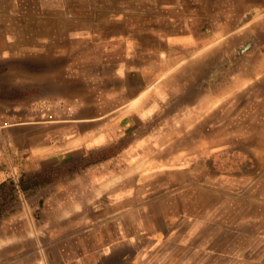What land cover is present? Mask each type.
<instances>
[{"label":"crops","instance_id":"obj_1","mask_svg":"<svg viewBox=\"0 0 264 264\" xmlns=\"http://www.w3.org/2000/svg\"><path fill=\"white\" fill-rule=\"evenodd\" d=\"M90 1L0 0V169L12 176L0 187L43 179L35 190L50 186L48 204L65 209L0 219V264H106L104 243L83 245L70 214L86 204V223H105L104 168L120 159L121 135L138 155L139 125L171 106H216L219 41L256 31L238 64L257 56L260 68L235 90L264 79V0H245L232 28L229 17L214 26L207 8L174 16L114 3L97 10Z\"/></svg>","mask_w":264,"mask_h":264},{"label":"rangeland","instance_id":"obj_2","mask_svg":"<svg viewBox=\"0 0 264 264\" xmlns=\"http://www.w3.org/2000/svg\"><path fill=\"white\" fill-rule=\"evenodd\" d=\"M110 3L159 15L161 10L174 16L208 10L214 26L229 17L232 28L245 0L90 1L97 10ZM244 36L218 43V80L212 86L218 101L210 111L168 107L146 128L138 126V155L124 148L121 135L120 159L104 168L105 223H86V204L70 214L79 219L74 224L81 228L83 245L104 243L106 264H264V79L235 90L260 68L257 56H249L248 65L238 64L258 43L256 31ZM212 98H203L202 105ZM145 153L148 160H137ZM35 189L0 187V219L14 212L65 215L64 208L48 204L50 186ZM45 203L50 209L41 208ZM7 244V249L16 246Z\"/></svg>","mask_w":264,"mask_h":264},{"label":"trees","instance_id":"obj_3","mask_svg":"<svg viewBox=\"0 0 264 264\" xmlns=\"http://www.w3.org/2000/svg\"><path fill=\"white\" fill-rule=\"evenodd\" d=\"M43 183H45V180L40 179V178H27L26 180H21L19 182V185L21 187V190L28 191Z\"/></svg>","mask_w":264,"mask_h":264},{"label":"built area","instance_id":"obj_4","mask_svg":"<svg viewBox=\"0 0 264 264\" xmlns=\"http://www.w3.org/2000/svg\"><path fill=\"white\" fill-rule=\"evenodd\" d=\"M0 158H1V152H0ZM12 178V176L10 175L9 172L0 169V186L6 182H8V180H10Z\"/></svg>","mask_w":264,"mask_h":264},{"label":"water","instance_id":"obj_5","mask_svg":"<svg viewBox=\"0 0 264 264\" xmlns=\"http://www.w3.org/2000/svg\"><path fill=\"white\" fill-rule=\"evenodd\" d=\"M249 47H250V44L248 43L240 50V52L241 53L245 52L246 50H248Z\"/></svg>","mask_w":264,"mask_h":264}]
</instances>
